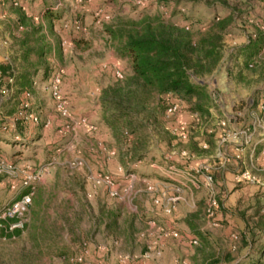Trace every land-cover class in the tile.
Returning <instances> with one entry per match:
<instances>
[{"label": "rangeland", "instance_id": "rangeland-1", "mask_svg": "<svg viewBox=\"0 0 264 264\" xmlns=\"http://www.w3.org/2000/svg\"><path fill=\"white\" fill-rule=\"evenodd\" d=\"M25 1L27 13L32 16L31 24L34 28H43L38 35L30 33L31 46L38 45L35 38L44 36L49 44L60 42L61 49L53 51L52 58L47 59L52 70L51 78L36 77L31 100L40 101L42 108L34 110L28 118L23 130L25 136L15 137L11 133L15 130L16 118L11 114L19 108V99L17 87L7 85L15 84V80L5 77L0 89V137L5 138L0 141V210L25 191L26 181L31 180L33 186L32 204L25 215L26 234L22 238L17 236L6 240L0 234V264H73L72 258H76L79 252L70 248H73L72 242L77 243L83 237L82 233L95 250L99 246L110 250L112 264L138 263L150 246L160 242L161 233L171 229H177L181 238L175 239L177 250L172 251L167 264L187 261L191 264H231L227 261L228 256L234 260L232 264L242 261L248 264L254 259L264 263V252L246 258L250 249L244 246L245 224L236 216L240 211L249 215L254 213L250 207L255 203L259 188L237 184L231 175L228 176L226 186L220 189L224 206L217 228L208 227L204 192L196 193L193 198L188 196V201L181 203L172 215H166L154 204V193L149 188L161 187L169 193V187H163L167 182L161 168L180 161V153L189 150L188 145L171 143L164 111H160L158 123L148 124L146 133H141L143 149L138 156L131 155L126 150L128 142L116 138L102 119V91L123 84L131 74L130 63L120 57L118 44L111 38L109 28L121 19H135L157 12L177 24H183L187 18L206 24L226 14L220 0H211L210 5L191 0ZM16 3V0H0V65H11L18 76V64H25L21 59V44L27 32L20 26V8ZM47 9L61 13V19L53 23L54 34L49 30L50 22L44 17ZM253 14H264V4L259 5ZM259 29L264 32V25L257 26L247 19L237 20L233 35L226 39L224 58L217 71L195 79L207 85L210 94L215 90L218 97H223L219 99L224 100L221 106H217L212 97L214 115L207 123L193 129L192 138L196 141L207 135V128L217 129L219 121L226 119L239 103L264 97V76L253 71L254 68L246 67L250 51L238 50L250 44ZM260 54L264 59V50ZM32 56L30 63L38 62L36 55ZM116 70L123 78H117ZM240 72L242 79L237 80ZM56 76L61 79L57 97L52 84ZM32 101L24 99L25 105ZM183 117L189 119L190 114L185 111ZM37 119L39 124H35ZM193 152L195 157L185 158L182 162H210L214 155L211 151ZM104 175L114 177L120 197H110L107 186L97 183ZM261 177L264 180V175ZM82 205L88 207L87 218L78 222L74 215L82 212ZM100 211L117 212L118 226L109 230L106 222L97 218ZM60 213L72 214L75 218L73 224L78 228L74 236H68L64 219L59 225H52L56 245L67 251L35 250L28 228L46 223L45 217L56 218ZM90 213L91 217L88 216ZM192 235L200 239L197 246L189 245ZM74 237L77 240L73 241ZM63 257L66 259H61ZM157 258L150 260L156 261Z\"/></svg>", "mask_w": 264, "mask_h": 264}, {"label": "trees", "instance_id": "trees-1", "mask_svg": "<svg viewBox=\"0 0 264 264\" xmlns=\"http://www.w3.org/2000/svg\"><path fill=\"white\" fill-rule=\"evenodd\" d=\"M191 1L197 4H211V0ZM16 2L17 7L20 8V26L27 32L21 44V49H23L21 59L25 64H18V76L14 73V67L1 64L0 89L5 77L10 76L15 80V84L7 85L9 88L14 85L17 87L19 99V108L11 114L14 118L16 117L15 130L11 133L13 136H25L23 130L29 116L33 115L34 110L42 108L40 101L31 100L36 89V77L41 76L44 80L51 78L52 70L47 64V59L52 58L53 51H60L61 48L60 42L56 45L49 44L44 36L35 38L38 45L34 48L31 46V38L28 39V36L30 33L38 35L43 28H34L35 26L31 24L32 16L30 17L27 13L28 4L25 0H16ZM219 3L226 14L222 17L217 16L206 24H198L199 21L190 18H187L183 24H177L166 20L163 14L157 12L144 14L135 19H121L115 26L109 28L111 38L118 44L120 57L130 63L131 74L123 84H115L102 91L100 97V105L104 111L102 119L105 125L113 130L116 138L128 142L126 143L128 154L138 156L139 151L143 149L141 133H146L148 124L158 123L160 111L165 110L167 95L175 97L183 105L184 111L196 116V126L207 123L213 116L211 109L214 108V103L208 87L196 82L195 79H202L217 71L224 58L226 39L233 35L237 20L247 19L252 20L257 26L258 24L264 25V14H253L259 5L264 4V0H220ZM44 17L50 22L49 30L54 34L53 23L61 19V13L47 9ZM241 49L244 52L250 51L247 53L246 67L254 68L253 71H259L261 76H264V59H261L260 54L264 50V32L259 29L256 38H252L250 44L238 48V50ZM32 54L39 59L33 64L30 63ZM38 65L41 67L37 68ZM236 79H242L241 72ZM25 98L32 101L31 104L26 103L27 107H25ZM21 112L25 115L17 116ZM39 123L40 120L37 119L35 124ZM36 133L35 131L34 134ZM206 134L204 139L210 149L204 151L199 141L191 137L190 141L185 144L188 145L189 151L214 152L215 137ZM2 139L5 138L0 137V141ZM175 141V137L171 134V143ZM215 177L220 192V189L226 186L225 174L216 172ZM24 193H33V186L28 187ZM254 199L255 203L250 207L254 209L253 214L249 215L245 211H240L236 215L245 224L244 246L250 249L246 255L247 259L254 254L261 255L264 252V190L259 188ZM81 208L82 212L76 218L78 222L83 220V214L86 216L88 209L84 205ZM91 215L90 213L88 216L91 217ZM97 218L99 221H105L109 230L118 226L119 214L115 211L108 213L100 211ZM65 221L69 225V231L74 232L76 229L74 221L71 219ZM8 223L0 221V224L6 226ZM26 227L27 224L23 229H17L11 233L0 227V234L6 239H13L21 235ZM39 227L44 228L45 222H41ZM85 242L87 240L82 241L80 246ZM77 259L78 256L72 258V263L79 264ZM227 261L232 264L234 260L228 256ZM238 264H244V262ZM248 264L264 263L254 259Z\"/></svg>", "mask_w": 264, "mask_h": 264}, {"label": "built area", "instance_id": "built-area-1", "mask_svg": "<svg viewBox=\"0 0 264 264\" xmlns=\"http://www.w3.org/2000/svg\"><path fill=\"white\" fill-rule=\"evenodd\" d=\"M115 75L119 79L123 78L122 73L118 70L115 71ZM52 84L53 93L57 97L59 93L57 89L61 85L60 76L54 77ZM211 91L215 104L221 106L224 100L219 98L222 96L218 97L215 90ZM165 100L164 120L170 133L175 137L177 144H187L192 137L193 129L197 127L195 125L196 116L190 114L189 119H185L183 105L175 97L167 95ZM27 106L25 105V107ZM213 112L214 110H211L212 115H214ZM17 116H23V112ZM206 133L215 137L216 148L212 160L210 162L201 160L197 164H185L182 162L185 158L195 157L196 154L189 150H182L180 161L176 160V162L161 168L167 182V186L163 187H169L167 191L169 193H165L161 187L155 190L150 187L149 190L154 193V204L169 216L181 203L188 201V196L193 198L196 193L204 192L205 218L208 227L217 228L219 214L224 204L217 188L216 172L225 174V182L227 174L232 173L235 183L246 186L254 185L264 190V180L261 177L264 175V165L258 163L264 159V97L258 101L248 99L245 104L239 103L226 119L219 121L217 129L207 128ZM199 144L204 151L210 149L204 138L199 140ZM97 183L107 186L110 197H120L114 177L100 176ZM31 186V180L25 182V190ZM31 204L32 193L23 192L20 194L0 210V221L9 222L7 226L0 224V227L10 233L17 229H23L26 224L25 215ZM166 238L180 240L181 233L177 229L162 232L159 241ZM3 239L6 240V237ZM199 242L200 239L197 235H192L189 239L190 246H197ZM153 247L150 246L149 250L144 253L145 259L160 257L161 251ZM101 249L103 252L107 251L105 247ZM85 253L87 252L85 251ZM77 260L79 264H85L84 256H80ZM102 264H105L104 259Z\"/></svg>", "mask_w": 264, "mask_h": 264}, {"label": "crops", "instance_id": "crops-1", "mask_svg": "<svg viewBox=\"0 0 264 264\" xmlns=\"http://www.w3.org/2000/svg\"><path fill=\"white\" fill-rule=\"evenodd\" d=\"M259 165H264V159L263 160H260L259 162ZM232 176V173H228L226 178H228V176ZM233 177V176H232ZM258 188V187H256ZM81 214L80 212L79 213H76L74 216L75 218L78 217V215ZM47 219V222L45 223V225H48V226H45L44 228H41L39 226L37 227H33L32 229L28 228L29 231V235L31 237L30 239V242L31 244L35 247V250H46V251H67L65 248H62L61 246H59L58 244L56 245V242H55V239H56V233H55V229L52 225H59L61 219H75L73 218L72 214L70 213H67V214H59L56 218L54 216H47L45 217ZM86 216L83 214V220H86ZM55 220H57L58 222H56ZM82 220V221H83ZM64 223V229L65 231H67V235L68 236H74V232L77 231L78 228L75 229L74 232H70L69 231V227H67V222L66 221H63ZM41 224V223H40ZM76 227V225H75ZM26 234V231H22L21 235H19L18 237L19 238H22L24 235ZM64 235V233H62ZM77 234H79V232H77ZM83 237L80 238L78 240V244L75 243V237H74V240L75 242H71L73 243V248H70V249H73L74 251H78V258L80 256H84V261H85V264H102V260L104 259V263L105 264H112V258H113V255H111L112 253H109L110 250L108 249V251L106 252H103L102 251V247L103 246H99L98 247V250H95L92 246L93 244L90 243V242H85L82 246H80V243L82 241H85V234L82 233ZM17 238V236L15 237ZM77 240V239H76ZM87 240V239H86ZM81 241V242H80ZM163 242H159V243H155L154 245V249H159L161 251V255L159 258L155 260H150V259H145L144 258V254L142 255L143 256V260H141L140 262L138 263H133V262H128V264H167V261L169 259V257L171 255H173V252L172 251H175L177 250L176 249V246H175V239H172V238H166L164 240H162ZM115 243L117 244V241H115ZM85 251L87 253H85ZM147 252V251H146ZM76 256V258H77ZM61 259H65V257L61 258ZM187 261V260H186ZM185 264H188L189 261L187 262H184ZM120 264H124V263H120ZM191 264V263H189ZM193 264V263H192Z\"/></svg>", "mask_w": 264, "mask_h": 264}]
</instances>
